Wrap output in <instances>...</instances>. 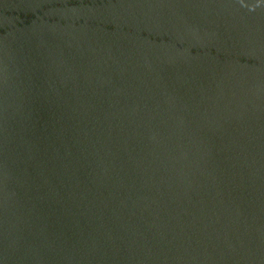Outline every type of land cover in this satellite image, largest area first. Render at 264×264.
<instances>
[{
    "label": "water",
    "instance_id": "water-1",
    "mask_svg": "<svg viewBox=\"0 0 264 264\" xmlns=\"http://www.w3.org/2000/svg\"><path fill=\"white\" fill-rule=\"evenodd\" d=\"M0 264H264V0H0Z\"/></svg>",
    "mask_w": 264,
    "mask_h": 264
}]
</instances>
